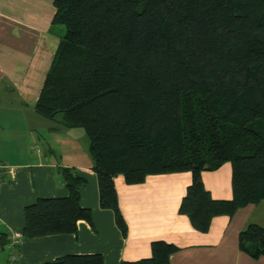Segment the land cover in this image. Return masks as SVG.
I'll return each instance as SVG.
<instances>
[{"label":"trees","instance_id":"trees-1","mask_svg":"<svg viewBox=\"0 0 264 264\" xmlns=\"http://www.w3.org/2000/svg\"><path fill=\"white\" fill-rule=\"evenodd\" d=\"M63 26L34 111L88 138L99 204L123 235L114 177L190 171L178 213L206 232L213 217L264 200V0H52ZM231 165L232 196L215 199L202 171ZM67 195L23 208L22 237L75 233L91 222L80 204L85 172L57 168ZM5 244L0 235V246ZM239 248L264 256V228L248 224ZM178 247L150 242V255L120 264H169ZM27 264V263H14ZM33 264H103L68 253Z\"/></svg>","mask_w":264,"mask_h":264},{"label":"crops","instance_id":"crops-1","mask_svg":"<svg viewBox=\"0 0 264 264\" xmlns=\"http://www.w3.org/2000/svg\"><path fill=\"white\" fill-rule=\"evenodd\" d=\"M52 0H0V264L39 263L68 253H100L103 264H120L150 255V242L162 239L178 249L169 264H264L238 246L248 224L264 228V200L212 218L206 232L194 229L178 205L191 181L190 171L150 174L138 184L114 177L127 231L113 211L99 204L88 138L80 127L66 128L34 111L63 26L53 24ZM58 166L85 172L80 204L91 222L77 221L75 233L22 237L23 208L38 197L67 195ZM215 199L232 196L231 165L202 171ZM13 253V259H11Z\"/></svg>","mask_w":264,"mask_h":264},{"label":"built area","instance_id":"built-area-1","mask_svg":"<svg viewBox=\"0 0 264 264\" xmlns=\"http://www.w3.org/2000/svg\"><path fill=\"white\" fill-rule=\"evenodd\" d=\"M11 259H13V253H11Z\"/></svg>","mask_w":264,"mask_h":264}]
</instances>
